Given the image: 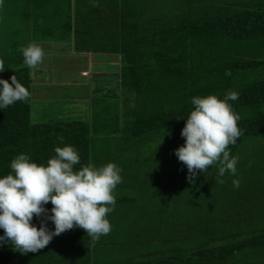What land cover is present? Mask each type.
<instances>
[{
	"label": "trees",
	"instance_id": "1",
	"mask_svg": "<svg viewBox=\"0 0 264 264\" xmlns=\"http://www.w3.org/2000/svg\"><path fill=\"white\" fill-rule=\"evenodd\" d=\"M47 41L119 55L123 105L35 120L20 49ZM0 60V79L16 75L31 94L0 109V178L16 156L46 166L64 146L80 156L74 170L122 169L108 235L93 243L74 228L27 255L5 243L0 264H264V0H0ZM229 90L243 133L228 149L237 173L213 165L190 182L175 151L191 100Z\"/></svg>",
	"mask_w": 264,
	"mask_h": 264
},
{
	"label": "clouds",
	"instance_id": "2",
	"mask_svg": "<svg viewBox=\"0 0 264 264\" xmlns=\"http://www.w3.org/2000/svg\"><path fill=\"white\" fill-rule=\"evenodd\" d=\"M20 51L30 69L43 62L44 50L35 42ZM3 71L4 62L0 60ZM85 73L83 76L88 75ZM0 85V109L18 101L28 102L31 94L16 75L11 83L0 79ZM238 98L239 93L231 90L223 100L216 95L192 98L194 110L181 131L185 143L175 151L179 162L187 167L190 182L213 165L218 166L221 177L226 172L236 175L239 157L232 156L228 149L243 133L238 127L240 117L229 101ZM63 139L58 137L61 143ZM79 163L80 156L73 146L56 147L55 156L46 166L31 162L25 154L11 161V174L0 178V229L4 231L0 245L7 243L13 251L27 255L46 248L54 237L74 228L84 230L93 243L110 233L106 217L115 208L114 191L122 183V169L110 162L101 167L89 163L74 170ZM239 184V180H233L235 188ZM48 203L53 206L50 215L44 207ZM34 217L40 218V227L33 225ZM48 221L54 224V231L48 229Z\"/></svg>",
	"mask_w": 264,
	"mask_h": 264
},
{
	"label": "rangeland",
	"instance_id": "3",
	"mask_svg": "<svg viewBox=\"0 0 264 264\" xmlns=\"http://www.w3.org/2000/svg\"><path fill=\"white\" fill-rule=\"evenodd\" d=\"M42 47L44 52H49L52 50H59L60 48L62 49H67L69 50L67 45H61V44H51V45H39ZM63 55V54H61ZM104 61V60H103ZM114 63L112 62H102L100 61V67L105 68L107 72L113 73L116 70L121 71L119 67L116 65H113ZM120 67H121V63ZM41 64L38 65L36 68L31 69V74H32V88L34 87V84L37 82H40V80H45L49 81H54V79L61 80L64 78V76L61 75H55V72H49L41 70ZM53 70V69H52ZM108 79H102L100 82V79H95L93 78L94 83L92 84V87L86 90L82 91V87L79 84L76 86H69V88H55V89H49L46 86L44 87V83L38 84L35 89L39 92L38 95L42 98L36 99L32 101V112H33V117L35 120H62L66 118H71V117H82V119H88L91 120L93 115L96 112H101L103 108L105 107H110V106H116L115 101H118V105L122 106V100L121 97L124 95L123 89L118 88L114 90H108L107 92L103 93H98L96 94L95 88L96 86L99 85L100 88H105L104 83L108 84H113V80L117 81L116 79H113L114 75L108 74ZM77 81L80 83H88V79H81V76L76 77ZM84 89V88H83ZM90 89V90H89ZM90 91V92H89ZM89 92V93H88ZM102 95L97 100H95V96L97 95ZM92 96V99L90 101L86 99H81L79 96ZM77 97V98H69L68 100H64V98H57V97ZM55 99H54V98ZM95 98V99H94ZM98 99L102 100L99 101ZM96 104V105H95Z\"/></svg>",
	"mask_w": 264,
	"mask_h": 264
},
{
	"label": "crops",
	"instance_id": "4",
	"mask_svg": "<svg viewBox=\"0 0 264 264\" xmlns=\"http://www.w3.org/2000/svg\"><path fill=\"white\" fill-rule=\"evenodd\" d=\"M53 43L61 44V45H67L69 50L67 49H59V50H52L49 52H44V59L41 63V70L49 72H55L54 74L57 75H63L64 78L61 80L54 79V81H47L45 78L43 80H40V82H37L34 84V87L32 88V98L34 100L42 98L41 95H38V91L35 89V87L38 84L44 83V87L47 84V87L49 89H55V88H69V86H76L80 85L82 87V91L92 87V84L94 83L93 78L100 79V82L102 79H108V74L114 75L113 79H116L117 81L113 80V84H108L107 82L104 83L105 88H100L99 85L96 86L95 91L96 94L107 92L108 90H114L121 88V82H120V72L119 70H116L113 73L107 72L105 68L100 67V61L102 62H112L113 65H116L120 69V56L119 55H113V54H96L91 52H82L78 53L74 49V45L72 41L68 42H53V41H47V42H39L36 44L38 45H51ZM63 54V55H61ZM104 60V61H103ZM53 69V70H52ZM88 72L87 76H83V73ZM81 76V79H88V83H79L76 79L77 76ZM33 80V79H32ZM33 83V82H32ZM84 88V89H83ZM90 90V89H89ZM90 92V91H89ZM88 92V93H89ZM102 95H97L95 98H99ZM54 98V97H53ZM56 98V97H55ZM54 98V99H55ZM59 99L64 98V100H68L69 98H77V97H57ZM81 99H86L91 101L92 96H79Z\"/></svg>",
	"mask_w": 264,
	"mask_h": 264
},
{
	"label": "built area",
	"instance_id": "5",
	"mask_svg": "<svg viewBox=\"0 0 264 264\" xmlns=\"http://www.w3.org/2000/svg\"><path fill=\"white\" fill-rule=\"evenodd\" d=\"M84 75H86L87 73H83Z\"/></svg>",
	"mask_w": 264,
	"mask_h": 264
}]
</instances>
